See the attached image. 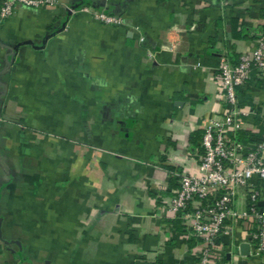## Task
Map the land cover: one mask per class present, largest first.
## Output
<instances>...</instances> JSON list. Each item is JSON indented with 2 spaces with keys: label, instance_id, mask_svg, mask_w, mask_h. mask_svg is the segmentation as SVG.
Returning a JSON list of instances; mask_svg holds the SVG:
<instances>
[{
  "label": "crops",
  "instance_id": "1",
  "mask_svg": "<svg viewBox=\"0 0 264 264\" xmlns=\"http://www.w3.org/2000/svg\"><path fill=\"white\" fill-rule=\"evenodd\" d=\"M261 36L264 0H59L1 22L0 264H199L167 208L174 173L199 175L203 130L229 109L218 68ZM239 91L231 136L252 145L264 78ZM252 229L233 225L215 264H264L241 254Z\"/></svg>",
  "mask_w": 264,
  "mask_h": 264
},
{
  "label": "built area",
  "instance_id": "2",
  "mask_svg": "<svg viewBox=\"0 0 264 264\" xmlns=\"http://www.w3.org/2000/svg\"><path fill=\"white\" fill-rule=\"evenodd\" d=\"M0 23L10 18L19 7L37 9L52 6L59 0H0ZM69 13L89 12L92 18L107 26H119L122 20L103 11L68 8ZM219 89L224 106L229 109L222 120H208L200 149L199 175L174 173L177 189L167 206L181 221L183 231L198 242L199 264H215L225 251L221 237L233 225L250 221L253 229L245 244L252 255H264V113L258 114L262 131L252 145L238 141L241 118L249 113L238 107L236 91L245 87L253 75L264 78V36L249 54L239 57L236 64L225 58L219 68ZM255 113V112H254ZM244 191L245 207L238 210V191Z\"/></svg>",
  "mask_w": 264,
  "mask_h": 264
},
{
  "label": "trees",
  "instance_id": "3",
  "mask_svg": "<svg viewBox=\"0 0 264 264\" xmlns=\"http://www.w3.org/2000/svg\"><path fill=\"white\" fill-rule=\"evenodd\" d=\"M0 5H1V2H0ZM82 7H85V6H80L79 8H76V9H80V8H82ZM235 37H237V36H235ZM232 64H236L237 62H238V59L237 60H235V61H233V60H229ZM240 89V88H239ZM239 89H237V91H236V95H237V99H238V97L240 96L241 97V95H242V93H240V91H239ZM243 98H245V96H242ZM247 99H244V100H240V102H239V100H238V105H242L243 103H247ZM240 103V104H239Z\"/></svg>",
  "mask_w": 264,
  "mask_h": 264
},
{
  "label": "water",
  "instance_id": "4",
  "mask_svg": "<svg viewBox=\"0 0 264 264\" xmlns=\"http://www.w3.org/2000/svg\"><path fill=\"white\" fill-rule=\"evenodd\" d=\"M259 205H260V206H264V202H260ZM240 251H241V254H242L243 256H247L248 253H249V245H248V244H245V243L242 244V245L240 246Z\"/></svg>",
  "mask_w": 264,
  "mask_h": 264
}]
</instances>
